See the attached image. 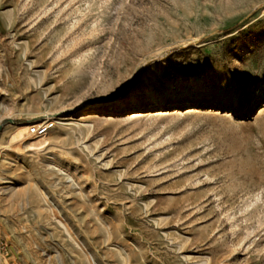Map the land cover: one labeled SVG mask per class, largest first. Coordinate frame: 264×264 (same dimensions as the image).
I'll return each mask as SVG.
<instances>
[{"label": "rangeland", "instance_id": "rangeland-1", "mask_svg": "<svg viewBox=\"0 0 264 264\" xmlns=\"http://www.w3.org/2000/svg\"><path fill=\"white\" fill-rule=\"evenodd\" d=\"M0 264H264V0H0Z\"/></svg>", "mask_w": 264, "mask_h": 264}, {"label": "built area", "instance_id": "built-area-1", "mask_svg": "<svg viewBox=\"0 0 264 264\" xmlns=\"http://www.w3.org/2000/svg\"><path fill=\"white\" fill-rule=\"evenodd\" d=\"M54 126H55L54 122L43 121L42 123L38 125L31 126L29 128V133L32 136L41 138V137L46 136L54 128Z\"/></svg>", "mask_w": 264, "mask_h": 264}, {"label": "bare ground", "instance_id": "bare-ground-1", "mask_svg": "<svg viewBox=\"0 0 264 264\" xmlns=\"http://www.w3.org/2000/svg\"><path fill=\"white\" fill-rule=\"evenodd\" d=\"M142 116H143V113L134 112V113H131L128 118L132 119V120H135V119L141 118ZM89 118L96 119V116L95 115H89L88 117L83 118L81 121L88 122L89 120H91ZM16 253H19V252H16Z\"/></svg>", "mask_w": 264, "mask_h": 264}]
</instances>
